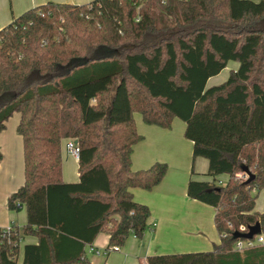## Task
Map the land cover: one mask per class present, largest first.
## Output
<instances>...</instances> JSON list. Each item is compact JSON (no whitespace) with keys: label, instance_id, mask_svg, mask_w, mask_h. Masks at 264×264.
<instances>
[{"label":"trees","instance_id":"1","mask_svg":"<svg viewBox=\"0 0 264 264\" xmlns=\"http://www.w3.org/2000/svg\"><path fill=\"white\" fill-rule=\"evenodd\" d=\"M238 63L221 85L208 82ZM18 113L24 183L8 209H26L10 239L0 230V264H92L99 234L109 247L142 239L150 209L133 189L152 191L168 166L134 171V147L148 126L185 123L193 158L212 182L190 181L189 198L217 210L211 252L152 256L147 264H264V245L238 253L235 234L260 224L264 190V0H95L49 2L0 30V131ZM80 148L79 182L63 181L62 142ZM2 154L0 152V160ZM247 167L254 179L238 174ZM227 175L224 187L216 178ZM14 229V228H13ZM107 249V250H108Z\"/></svg>","mask_w":264,"mask_h":264},{"label":"crops","instance_id":"2","mask_svg":"<svg viewBox=\"0 0 264 264\" xmlns=\"http://www.w3.org/2000/svg\"><path fill=\"white\" fill-rule=\"evenodd\" d=\"M93 1L95 0H0V30L28 10L49 2L83 6ZM231 63L224 71L238 69V63L234 62V66L230 68ZM224 71L210 80L218 79ZM135 122L137 132L143 136V140L134 147L133 170H146L159 162L167 164L168 172L162 183L152 191L132 190L134 200L147 206L151 211L149 227L143 238L138 239L131 235L118 252L98 256L95 251L103 252L109 247V235L101 233L92 245L86 247L88 259L92 264H147V259L152 256L211 251L221 241L215 227L217 210L189 198L187 192L190 181L206 183L213 181L208 176V160L201 157L193 158V143L185 137L186 125L176 126L175 120L170 130H164L146 125L142 117L140 120L135 117ZM66 142L63 141L61 147L63 181L75 184L79 182V163L67 153ZM2 144L0 141V145ZM228 180L229 176L223 175L216 178V183L223 186ZM259 198L264 202V190L259 193L255 207L256 212L264 214V207H257ZM25 216V207L18 211H10L6 202L4 205L0 204V229L11 226L21 230L20 228L26 224ZM37 243L38 240L34 237H25L22 240L18 264L23 262L24 245Z\"/></svg>","mask_w":264,"mask_h":264},{"label":"rangeland","instance_id":"3","mask_svg":"<svg viewBox=\"0 0 264 264\" xmlns=\"http://www.w3.org/2000/svg\"><path fill=\"white\" fill-rule=\"evenodd\" d=\"M250 1L257 3V0H250ZM233 64L234 62L231 63L230 68L234 66ZM229 74H230L229 71H224L223 75H221V77H218V79L209 80L207 87L210 88L213 86H217L218 84L219 85L223 84L224 81L228 79L227 75ZM135 117L137 118V120H140L141 115L137 113L135 114ZM18 119H20V115L18 113L13 114V116L6 122L5 130L0 131V141L3 143L2 145H0V152L2 154V159L0 160V204L4 205L6 202L7 207H8V199L13 194L12 191L15 192L24 182L23 140L21 136L17 133ZM176 121H177L176 126L185 125V123L179 119H176ZM16 142H18V144H16ZM8 194L11 195L8 196ZM263 205L264 202L262 201L261 198H259L257 202V207L258 208L264 207ZM8 228H12V230L7 231L10 232L9 234L6 235L3 234V237L5 238L7 236V238L10 239V236L13 235V233L17 232V229L15 227L9 226L0 230L5 232L6 229ZM21 242H20V246H21ZM211 251H213V248ZM211 251H205V252H211ZM14 259L18 262L19 254L16 255Z\"/></svg>","mask_w":264,"mask_h":264},{"label":"built area","instance_id":"4","mask_svg":"<svg viewBox=\"0 0 264 264\" xmlns=\"http://www.w3.org/2000/svg\"><path fill=\"white\" fill-rule=\"evenodd\" d=\"M66 151L67 153L74 157L76 160L79 159V155H80V148L77 144L76 141L72 140V139H69L67 140L66 142ZM239 179H242L244 181H247L248 180V176L245 174V173H240L237 175ZM222 185V184H221ZM220 185V186H221ZM225 185H223L222 187H224ZM12 230V228H8L6 229V234H9L10 232H7V231H10ZM249 230H246V228L244 226H241L240 227V231L241 233H248ZM264 245V236L262 235H258V236H255L253 239L251 240H244V239H240L238 240L234 247H233V251L234 252H238V253H243L244 251L246 250H249V249H252V248H255L257 246H263ZM120 249L119 247H113L111 249H108V250H105L103 252L101 251H95L94 253L96 255H103V256H108L110 253L112 252H118ZM93 251V250H92Z\"/></svg>","mask_w":264,"mask_h":264},{"label":"water","instance_id":"5","mask_svg":"<svg viewBox=\"0 0 264 264\" xmlns=\"http://www.w3.org/2000/svg\"><path fill=\"white\" fill-rule=\"evenodd\" d=\"M243 173H245L249 177L248 180L246 181L247 183H250L254 179V175H252V173L249 171L247 167L243 169ZM261 234H262V229H261L260 224L258 223L255 226L250 227L248 233H245V234L237 233L235 234V237L237 239L251 240L255 236H258Z\"/></svg>","mask_w":264,"mask_h":264}]
</instances>
